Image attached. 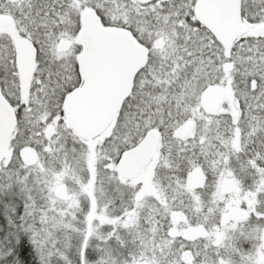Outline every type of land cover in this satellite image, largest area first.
Returning a JSON list of instances; mask_svg holds the SVG:
<instances>
[{
    "label": "snow or ice",
    "instance_id": "1",
    "mask_svg": "<svg viewBox=\"0 0 264 264\" xmlns=\"http://www.w3.org/2000/svg\"><path fill=\"white\" fill-rule=\"evenodd\" d=\"M0 181V264H264V0H0Z\"/></svg>",
    "mask_w": 264,
    "mask_h": 264
},
{
    "label": "trees",
    "instance_id": "2",
    "mask_svg": "<svg viewBox=\"0 0 264 264\" xmlns=\"http://www.w3.org/2000/svg\"><path fill=\"white\" fill-rule=\"evenodd\" d=\"M5 183L0 181V184ZM0 188V230L8 231L13 225L18 224L21 216L26 211V193L21 190L19 185L14 186L12 192H4ZM14 210V211H13ZM25 244H27V237H22ZM29 248L28 257L29 264H39V260L36 257L34 249L30 244H27ZM98 258V253L95 249H90V260L95 261Z\"/></svg>",
    "mask_w": 264,
    "mask_h": 264
},
{
    "label": "rangeland",
    "instance_id": "3",
    "mask_svg": "<svg viewBox=\"0 0 264 264\" xmlns=\"http://www.w3.org/2000/svg\"><path fill=\"white\" fill-rule=\"evenodd\" d=\"M194 181H196V178H195V177L193 178V183H196V182H194ZM1 190H5L4 192H12L11 189H7V188H2ZM231 190H232V189H231L230 187H225L224 192L226 193V192H229V191H231ZM233 214H234V215H233ZM239 214H240V213L238 212V210H236L235 212L232 213V215H233L234 218H235V217H238ZM241 247H242L245 251H248V250L251 249L252 245H251V243H249V242H243V243L241 244Z\"/></svg>",
    "mask_w": 264,
    "mask_h": 264
},
{
    "label": "flooded vegetation",
    "instance_id": "4",
    "mask_svg": "<svg viewBox=\"0 0 264 264\" xmlns=\"http://www.w3.org/2000/svg\"><path fill=\"white\" fill-rule=\"evenodd\" d=\"M194 182H198V178H196V181H194ZM238 210V212H239V209H237ZM236 210H234L233 212H235ZM240 213V212H239ZM234 215V214H233ZM239 217V216H238ZM238 217H235V218H238Z\"/></svg>",
    "mask_w": 264,
    "mask_h": 264
}]
</instances>
